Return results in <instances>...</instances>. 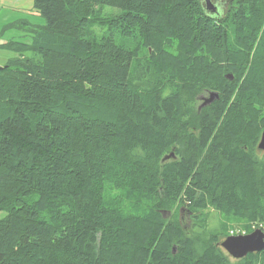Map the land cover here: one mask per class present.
I'll return each mask as SVG.
<instances>
[{"label":"trees","instance_id":"obj_1","mask_svg":"<svg viewBox=\"0 0 264 264\" xmlns=\"http://www.w3.org/2000/svg\"><path fill=\"white\" fill-rule=\"evenodd\" d=\"M211 2L34 0L1 45L0 264H264L220 247L264 232V0Z\"/></svg>","mask_w":264,"mask_h":264},{"label":"rangeland","instance_id":"obj_2","mask_svg":"<svg viewBox=\"0 0 264 264\" xmlns=\"http://www.w3.org/2000/svg\"><path fill=\"white\" fill-rule=\"evenodd\" d=\"M43 24V19L34 10V0H0V67L14 57L13 52L1 48V45L9 41L28 43L31 38V34L28 32L30 26L41 27ZM203 96L207 98L208 94ZM203 96L201 95L198 99V110H200ZM4 217L5 213L0 212V220ZM213 218L215 220L208 221L207 229L209 231H213L216 227L217 218L215 214ZM189 225H191L190 221L186 226ZM243 232L237 225L229 230L230 236L243 235Z\"/></svg>","mask_w":264,"mask_h":264},{"label":"water","instance_id":"obj_3","mask_svg":"<svg viewBox=\"0 0 264 264\" xmlns=\"http://www.w3.org/2000/svg\"><path fill=\"white\" fill-rule=\"evenodd\" d=\"M205 9L208 12H216V7L211 2V0H203ZM1 69V67H0ZM232 80L233 77L228 75L226 77ZM218 99V93L211 92L208 97H202V104L199 109L209 106L215 100ZM258 149L264 152V132L261 134L260 140L258 142ZM174 158V154L170 153L165 156L163 161ZM220 247L233 259H241L250 253L261 252L264 250V232L257 229L249 234L245 235H235L227 237L223 242H221Z\"/></svg>","mask_w":264,"mask_h":264},{"label":"bare ground","instance_id":"obj_4","mask_svg":"<svg viewBox=\"0 0 264 264\" xmlns=\"http://www.w3.org/2000/svg\"><path fill=\"white\" fill-rule=\"evenodd\" d=\"M174 150V149H173ZM235 234V233H234ZM248 234V233H247Z\"/></svg>","mask_w":264,"mask_h":264}]
</instances>
